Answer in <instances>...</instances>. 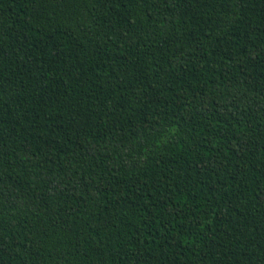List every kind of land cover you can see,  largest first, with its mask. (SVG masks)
Returning <instances> with one entry per match:
<instances>
[{
	"label": "trees",
	"instance_id": "16d2710c",
	"mask_svg": "<svg viewBox=\"0 0 264 264\" xmlns=\"http://www.w3.org/2000/svg\"><path fill=\"white\" fill-rule=\"evenodd\" d=\"M0 264H264V0H0Z\"/></svg>",
	"mask_w": 264,
	"mask_h": 264
}]
</instances>
